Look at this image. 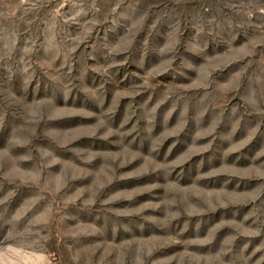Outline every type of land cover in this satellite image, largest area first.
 <instances>
[{
  "label": "rangeland",
  "instance_id": "obj_1",
  "mask_svg": "<svg viewBox=\"0 0 264 264\" xmlns=\"http://www.w3.org/2000/svg\"><path fill=\"white\" fill-rule=\"evenodd\" d=\"M0 264H264V0H0Z\"/></svg>",
  "mask_w": 264,
  "mask_h": 264
}]
</instances>
